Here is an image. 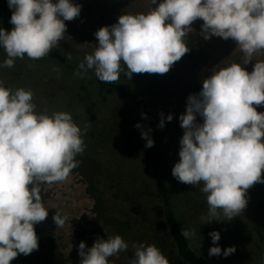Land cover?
<instances>
[{"label":"clouds","instance_id":"obj_1","mask_svg":"<svg viewBox=\"0 0 264 264\" xmlns=\"http://www.w3.org/2000/svg\"><path fill=\"white\" fill-rule=\"evenodd\" d=\"M150 2L147 12L123 13L117 22L100 27L94 33L98 42L84 53L74 75L83 77L92 70L99 82L111 84L121 73L129 79L133 73L165 74L190 51L186 37L198 19L203 21L199 34L205 40L232 39L244 58L213 68L199 92L187 97L186 110L179 116L183 129L179 159L171 170L179 182L202 185L208 205L207 215L201 216L205 224L230 221L247 207V190L264 183V112L254 107L264 104V60L254 59L264 53V0ZM7 4L13 27H0V49L6 54L0 69L14 67L17 59L46 57L65 37V21L79 17L82 7L74 0H7ZM66 58L71 60V54ZM252 61L249 72L243 66ZM161 117L158 127L164 126L163 113ZM135 126L141 128L139 123ZM87 130L88 125L78 126L70 112L37 111L31 88L6 87L0 80V264L38 250L34 225L46 219L49 208H56L45 206L40 185L64 183L79 166L76 157L85 151ZM150 132H141L148 148L154 145ZM56 209L53 221L63 227L68 216ZM180 234L187 240L196 235L184 227ZM209 236L214 245L209 256L235 252V246L222 251L219 231ZM128 247L119 234L97 237L91 247L81 241L80 264H109L110 257ZM134 249L129 264H169L154 244L142 242Z\"/></svg>","mask_w":264,"mask_h":264},{"label":"rangeland","instance_id":"obj_2","mask_svg":"<svg viewBox=\"0 0 264 264\" xmlns=\"http://www.w3.org/2000/svg\"><path fill=\"white\" fill-rule=\"evenodd\" d=\"M74 3L82 6L80 16L65 21V37L51 51L60 54L63 60L25 57L17 59L12 68L0 69V80L6 87L33 90L37 111L44 108L67 111L81 128L88 125L85 151L76 157L79 166L64 183L52 187L40 185L45 206L60 209L68 220L63 227H56L53 215L57 209L49 208L46 219L34 225L38 241L41 240L46 251L34 250L28 255L35 256L34 260L25 263L80 264L78 245L81 241L91 247L97 237L107 239V235L119 234L129 247L118 257H110L109 264H129L134 258V245L142 242L154 244L169 264H183L175 257L163 225L161 194L146 141L141 136L142 130L146 131L145 120L150 119L158 134L157 169L181 226L195 230L194 239L189 241L198 255L206 264H264V201L260 204L255 201L264 198L261 194L264 183H255L247 190L248 204L240 215L230 221L213 220L205 224L201 216L207 215L208 205L206 195L200 191L202 185L179 182L171 174L179 159V139L183 134L179 116L186 110L187 97L199 92L202 80L216 66L242 62L244 54L236 48V43L215 36L205 40L199 34L203 21L198 19L186 37L190 51L167 73H133L131 79L121 73L116 82L102 83L92 70L83 77L74 75L84 53L91 52L98 42L94 33L102 26L117 22L123 13L147 12L151 2L74 0ZM68 54L71 60L66 58ZM5 58L6 54L0 49V61ZM254 59L264 60V53L256 54ZM254 63L243 67L251 72ZM119 88L140 96L143 107L131 105ZM254 107L264 112V104ZM161 113L164 126L158 127ZM169 114L173 117L171 121L166 119ZM137 123L141 128L135 126ZM113 140L116 143L112 145ZM219 219L225 218L221 215ZM214 230L220 233L217 243L222 251L235 246L234 253L227 257L209 256L208 250L214 246L209 233ZM50 250L56 252L54 262L49 258ZM17 256L22 258L20 254ZM10 264H16V259Z\"/></svg>","mask_w":264,"mask_h":264},{"label":"trees","instance_id":"obj_3","mask_svg":"<svg viewBox=\"0 0 264 264\" xmlns=\"http://www.w3.org/2000/svg\"><path fill=\"white\" fill-rule=\"evenodd\" d=\"M10 17H11V10L8 7L7 0H0V27H3L5 30L11 29L13 27L12 24H10ZM55 58L59 60H63V57L55 52H50L46 57H43L41 59H50ZM123 95L132 103L136 108H142L143 107V101L140 96L130 93L128 91L121 90ZM146 124V131L148 129H151V132L149 133L151 138L154 140V145L150 148L149 154L151 158V166L153 170V174L156 180V183L158 185L159 191H160V198H161V208H162V221L163 225L166 229L167 236L169 237L172 246L173 251L175 254V257L179 259L183 264H206L205 261L198 255V253L195 251V249L192 247L189 240L185 239L181 234L180 231L182 229V226L180 224V221L178 219V215L176 214L174 208L172 207L170 203V199L167 197L166 194V186L165 183L160 175L158 168L159 163V142H158V134L156 131V128L154 124L151 122L150 119L145 120ZM116 141H112V145L115 144ZM115 149H121L122 146L116 147L113 146ZM262 196H264V193H261ZM259 204L264 201V198H257L255 200ZM260 201V202H259ZM257 203V204H258ZM230 237V236H229ZM39 247L38 249H42V251H46L44 249L43 244L41 243V240L38 241ZM55 251L50 250L49 258H52L51 261H56L57 258L55 257ZM22 258H19L18 256L16 259V264H26V262H32L35 256H25L24 254H20ZM23 257H26L27 259H24ZM44 258V257H43ZM43 262L45 263L44 259Z\"/></svg>","mask_w":264,"mask_h":264},{"label":"water","instance_id":"obj_4","mask_svg":"<svg viewBox=\"0 0 264 264\" xmlns=\"http://www.w3.org/2000/svg\"><path fill=\"white\" fill-rule=\"evenodd\" d=\"M143 111L145 112V111H146V108H143ZM144 118L146 119V118H147V116H144Z\"/></svg>","mask_w":264,"mask_h":264}]
</instances>
